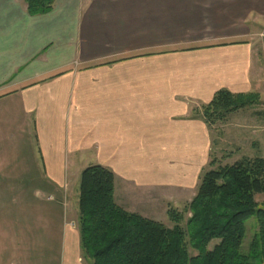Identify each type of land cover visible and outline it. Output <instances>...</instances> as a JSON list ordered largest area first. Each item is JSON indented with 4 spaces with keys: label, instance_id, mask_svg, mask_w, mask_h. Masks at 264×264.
<instances>
[{
    "label": "crops",
    "instance_id": "obj_1",
    "mask_svg": "<svg viewBox=\"0 0 264 264\" xmlns=\"http://www.w3.org/2000/svg\"><path fill=\"white\" fill-rule=\"evenodd\" d=\"M221 90L264 100V0H55L39 16L0 0V264L80 249L68 223L93 165L144 218L140 188L191 202Z\"/></svg>",
    "mask_w": 264,
    "mask_h": 264
},
{
    "label": "trees",
    "instance_id": "obj_2",
    "mask_svg": "<svg viewBox=\"0 0 264 264\" xmlns=\"http://www.w3.org/2000/svg\"><path fill=\"white\" fill-rule=\"evenodd\" d=\"M32 16L46 15L55 0H25ZM256 94L216 93L202 107L209 125L226 123L252 107ZM196 110L194 116H199ZM212 160L196 196L183 210L168 211L172 227L127 212L115 200V173L103 166L85 169L80 179V247L91 264H264V158L227 165ZM191 217L185 220V214ZM257 232L246 245L249 226ZM214 241H218L213 249Z\"/></svg>",
    "mask_w": 264,
    "mask_h": 264
},
{
    "label": "rangeland",
    "instance_id": "obj_3",
    "mask_svg": "<svg viewBox=\"0 0 264 264\" xmlns=\"http://www.w3.org/2000/svg\"><path fill=\"white\" fill-rule=\"evenodd\" d=\"M229 119V122L227 121L223 124L218 123L213 125L214 128H212V142L214 147L211 152L213 155L212 160L217 162L216 165L233 164L243 157L264 158V100L260 101V99H258L256 104L252 107L239 111L236 115H233V117L230 116ZM153 190L154 189L140 188V191H138L139 199L142 201L140 205H143L145 210L149 212L150 209L146 206V202L144 203L143 201L151 200L153 206L152 216H154L158 222L172 227L168 211L173 208L183 211L190 202H185L186 200L183 199L182 202H174V207H172L166 200H162V195H160L161 193L159 191L155 193ZM257 200L260 204L263 203L264 195L258 196ZM143 212L146 213L145 211ZM191 216L189 212L185 214V220L182 223L183 226L186 225V221ZM68 225L74 230L79 231L78 221L77 223H68ZM257 230L255 220L251 221L246 245H248ZM216 244H218V241H214L210 248L213 249ZM52 257L54 264H91L90 261L85 258L81 247L79 250H74L73 254L68 258L65 248H63L62 255L59 251H57L55 255L53 253L50 255L49 251L40 249V259H44L47 263L52 261Z\"/></svg>",
    "mask_w": 264,
    "mask_h": 264
}]
</instances>
